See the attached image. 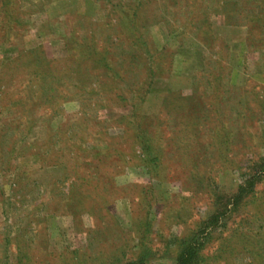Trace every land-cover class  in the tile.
I'll return each mask as SVG.
<instances>
[{
  "label": "rangeland",
  "instance_id": "rangeland-1",
  "mask_svg": "<svg viewBox=\"0 0 264 264\" xmlns=\"http://www.w3.org/2000/svg\"><path fill=\"white\" fill-rule=\"evenodd\" d=\"M261 158L264 0H0V264H264Z\"/></svg>",
  "mask_w": 264,
  "mask_h": 264
},
{
  "label": "trees",
  "instance_id": "trees-1",
  "mask_svg": "<svg viewBox=\"0 0 264 264\" xmlns=\"http://www.w3.org/2000/svg\"><path fill=\"white\" fill-rule=\"evenodd\" d=\"M155 164L149 167L154 172L159 169L158 166H154ZM263 178L264 158H261L259 161L252 162L247 168V172L245 174L243 173L241 185L234 195L227 197L226 195L218 194L217 191L214 193V213L203 223V227L205 229L207 227H210V229L217 228L221 220L228 216L227 214L230 210L235 211L236 209L242 208L245 200L255 193L258 182ZM231 207H233V210ZM203 245V235L200 237L195 235L192 239L183 241L176 256V264H198L201 260L200 250ZM145 257L146 254L140 259L139 264H144L143 262L145 261Z\"/></svg>",
  "mask_w": 264,
  "mask_h": 264
}]
</instances>
